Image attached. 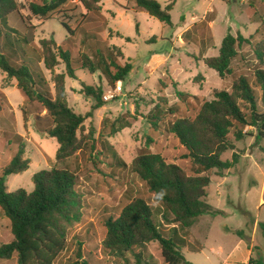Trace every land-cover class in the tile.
I'll return each mask as SVG.
<instances>
[{
	"label": "rangeland",
	"instance_id": "374dc122",
	"mask_svg": "<svg viewBox=\"0 0 264 264\" xmlns=\"http://www.w3.org/2000/svg\"><path fill=\"white\" fill-rule=\"evenodd\" d=\"M157 1L163 6L174 2ZM16 2L21 17L17 13L8 17L9 27L17 31L13 35L14 41L25 42L32 48L34 45L40 47L42 39H54L61 44L67 38L62 26L65 23L74 31L70 50L77 59L84 53L91 55L97 47L84 31L93 32H86L85 26L98 23L102 26H99L102 31L98 34L101 45L118 47L122 54L119 62L124 65L131 62L134 70L125 81L115 85L109 84L100 71L90 74L87 70H80L76 73L77 80L66 79L68 104L76 113L86 115L94 104L93 99L81 94L82 85L101 87L104 106L95 110L78 132L83 151L59 163L56 160L59 145L45 132L49 126L47 118L39 120L46 115L42 105L29 102L18 89L17 81L8 78L0 69V169L10 162L20 144L24 146V158L30 160L27 171L6 177L7 190L31 192L34 189L32 177L41 170L60 168L72 171L79 179L78 190L84 195L83 217L69 229L66 249L55 264H135L132 255L127 254L128 262L117 259L106 254L102 245L107 232L106 218L117 217L134 198L145 199L155 211L156 219H161L162 208L144 182L131 171L133 160L150 152L160 154L167 163L179 164L187 170L191 167L190 161L183 158L186 150L169 132V119L174 120L173 116L153 128L151 115L157 106L164 105L178 108L187 117L195 115L179 101L177 90L172 86L174 82L179 91L198 97L194 101L195 110L209 99L213 90H229L237 76L247 75L254 83V70L261 67L254 47L264 37V0H175L172 25L161 23L144 11L136 12L135 4L130 0H100V15L88 14L86 17L87 12L79 1L70 0L59 12L45 18L33 16L26 0ZM209 11L212 13L207 20L213 21L214 26L205 30L199 21ZM88 29L96 31L92 25ZM228 31L234 36L242 34L250 39V44L243 45L239 57L233 62V74L221 78L202 60L218 55ZM0 50L8 53L2 41ZM33 51L34 55L40 54L38 48ZM40 66L51 94L55 95L54 77L65 72V65L61 63L52 70L46 69L43 63ZM125 121L131 126L113 134L111 124L115 122L119 127ZM246 130L251 135L256 134L254 128ZM236 145L239 153L237 169L225 177L213 174L205 199L225 215L201 216L197 226L190 230L191 242L199 240L204 244L209 233V242L219 239L225 247L238 240L233 234L224 232L225 229H243L250 236L251 229L246 224L250 228L255 221L264 222V203H261L264 200V138L257 142L249 136ZM256 158L263 165L258 164ZM223 160L231 161L232 153L224 154ZM171 228L163 225L167 234ZM200 229L206 230L204 235H199ZM260 235L261 232H257L256 239L261 246L255 245L253 251L255 255L262 253L264 258V239ZM10 240V223L0 209V243ZM183 253L187 260L199 257L186 249ZM143 257L146 260L142 264H165L156 242L148 246ZM0 264H17L16 257L2 260Z\"/></svg>",
	"mask_w": 264,
	"mask_h": 264
},
{
	"label": "trees",
	"instance_id": "16d2710c",
	"mask_svg": "<svg viewBox=\"0 0 264 264\" xmlns=\"http://www.w3.org/2000/svg\"><path fill=\"white\" fill-rule=\"evenodd\" d=\"M26 1L33 16L45 18L59 12L70 0ZM78 1L87 12L85 17L88 14L100 15V0ZM130 1L134 2L136 11H144L161 23L172 25L174 3L163 6L157 0ZM15 13L21 17L16 0H0V42L8 50L7 54L0 50V69L8 78L17 81L18 89L29 102L42 105L46 115L39 120L47 118L49 126L45 132L58 143L56 160L63 163L83 151L78 132L86 119L104 106L101 87L82 85L81 94L93 99L94 104L86 115L76 113L68 104L66 79L77 80L76 73L80 70H87L90 74L100 71L109 84L115 85L125 81L134 65L119 62L122 54L118 47L101 45L98 34L102 30L98 23L85 26L86 32H93L84 31L88 40L95 42L97 47L91 55L84 53L77 59L73 58L70 50L74 31L65 23L62 26L67 38L61 44L54 39H42L40 47L34 45L32 48L25 42L14 41L13 35L17 31L9 27L8 17ZM90 18L92 20L93 17ZM91 25L97 32L88 29ZM127 41L131 40L128 38ZM246 44H250V39L240 33L234 36L228 31L218 55L204 59V63L221 78L232 75V64ZM35 48L39 49L38 56L34 55ZM254 54L261 65L254 70V83L247 75L237 76L229 90H213L209 99L203 101L197 110L194 101L198 97L179 91L177 83H172L179 101L195 115L187 117L178 108L157 106L151 115V125L157 128L158 122L173 116L174 120L169 119V132L186 150L183 158L190 161L191 167L187 170L179 164L167 163L160 154L150 152L133 160L131 171L144 182L162 208L161 219H156L155 211L145 199L134 198L117 217L106 218L107 232L102 243L106 254L126 262L127 254H130L135 264H142L146 260L143 255H146L148 246L156 242L165 264H192L182 253L188 244L183 236H187L201 216L223 214L205 200L211 176L217 174L223 177L237 163V142L249 136L257 142L264 138V37L254 47ZM17 57L20 60L15 62ZM41 63L48 70L61 63L65 65V72L54 77L55 95L51 94L49 84L42 75ZM111 126L115 134L131 125L125 121L119 127L115 122ZM247 128H254L256 134H249ZM228 152L232 153L231 161L223 160V155ZM29 168L30 160L24 158V146L20 144L10 162L0 169V209L9 220L11 230V240L0 243V261L16 257L17 264H55L66 249L69 229L83 217L84 195L78 190L77 175L60 168L34 174V189L31 192L24 189L9 192L6 177L21 174ZM163 225L172 227L169 234L164 232ZM259 229L264 238V223L259 224ZM235 233L240 237L243 235V231ZM190 248L198 250L192 245ZM77 252L80 258V250ZM249 264H264V261L262 258H251Z\"/></svg>",
	"mask_w": 264,
	"mask_h": 264
},
{
	"label": "crops",
	"instance_id": "0c3cea01",
	"mask_svg": "<svg viewBox=\"0 0 264 264\" xmlns=\"http://www.w3.org/2000/svg\"><path fill=\"white\" fill-rule=\"evenodd\" d=\"M173 1H174L173 2L174 5H175V0H173ZM210 11L207 12L206 15L204 17H202V19H200V21H199L201 24H203L202 26L204 28H206L205 30H210L214 26V22L213 21H210V20L208 21L207 20V17L210 15V13H212ZM193 18L194 17H192V19ZM206 21H207V24H206ZM203 22H205V23H203ZM206 58H209V57H203V60H202L203 61V64H205L204 63V59H206ZM67 92H68V90H67ZM252 138H253V136H252ZM237 150L238 149H237V145H236L235 152L239 155V153L237 152ZM258 153H259V151H258ZM246 155L251 157V155H255V154H246ZM246 155H243V157L246 156ZM243 157L241 156V158H243ZM257 160L258 159L256 158L255 161H257ZM238 163H239V161H237V163L234 164L230 170L226 171L225 172V176L227 174L231 173V171L236 168V166L238 165ZM257 163L260 164V165H263V164H261L258 161H257ZM235 173H238V171L235 170ZM225 176H223V177H225ZM211 182H212V178H211ZM261 203H264V200H261ZM214 209L215 210H218L216 208H214ZM218 211H220V210H218ZM221 212L223 213V215H225V213L223 211H221ZM199 219L189 229L187 236H183L187 240V243L188 244H187V246H185L182 249V253H183V250L186 249L189 253H191L193 255H198L199 256V257H195L193 259H188L189 262H191L192 264H249V261H250L251 258H260V257L264 261V258H263V254L262 253H260L258 255H255V253L253 251L255 245H258L259 244V241H258L259 239H256V234H257V232H260L259 224L262 223V222L255 221L253 223V225H251L250 228H249V224L248 223L246 224V227H248V229H251V231H250V234L251 235L250 236L243 229H225L224 232H227L228 234H233L234 236H236L238 238V240L235 239L232 242L231 245H227V246L223 247V245L225 243H219V239L218 240H215V241H212V242H209V237H210L209 236V233L207 234V237L205 238L206 242H204V244H202L201 242H199V240H195L193 242H191L189 240L190 230L194 226H197V223L199 222ZM204 230L205 229H200V231L198 232V233H200L199 235H204V233L206 231V230L205 231ZM236 231H243V235L241 237L238 236L235 233ZM260 238L264 239L263 236H261V235H260ZM190 245L194 246L198 250H193L192 248H190ZM183 255H184V253H183Z\"/></svg>",
	"mask_w": 264,
	"mask_h": 264
}]
</instances>
